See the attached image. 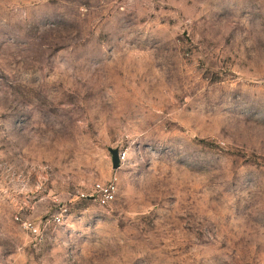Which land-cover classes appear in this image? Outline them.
Wrapping results in <instances>:
<instances>
[{"label": "rangeland", "instance_id": "obj_1", "mask_svg": "<svg viewBox=\"0 0 264 264\" xmlns=\"http://www.w3.org/2000/svg\"><path fill=\"white\" fill-rule=\"evenodd\" d=\"M0 264H264V0H0Z\"/></svg>", "mask_w": 264, "mask_h": 264}, {"label": "built area", "instance_id": "obj_2", "mask_svg": "<svg viewBox=\"0 0 264 264\" xmlns=\"http://www.w3.org/2000/svg\"><path fill=\"white\" fill-rule=\"evenodd\" d=\"M120 160H123L126 157V153H119ZM118 193V181L117 176H114L108 181H96L93 183L90 193H82V197L94 199L102 206L109 205L112 203ZM53 223L60 224L63 221V212L56 213L52 216ZM22 226L29 230L31 233L37 235L40 233V228L36 221L22 220Z\"/></svg>", "mask_w": 264, "mask_h": 264}, {"label": "water", "instance_id": "obj_3", "mask_svg": "<svg viewBox=\"0 0 264 264\" xmlns=\"http://www.w3.org/2000/svg\"><path fill=\"white\" fill-rule=\"evenodd\" d=\"M112 161H113V167L115 169H118L120 167L121 164V160H120V154L119 151L117 149H112Z\"/></svg>", "mask_w": 264, "mask_h": 264}]
</instances>
